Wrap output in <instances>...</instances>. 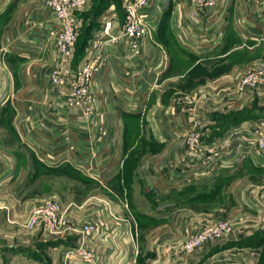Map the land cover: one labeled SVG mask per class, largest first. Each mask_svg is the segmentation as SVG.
I'll return each mask as SVG.
<instances>
[{
  "label": "crops",
  "instance_id": "crops-1",
  "mask_svg": "<svg viewBox=\"0 0 264 264\" xmlns=\"http://www.w3.org/2000/svg\"><path fill=\"white\" fill-rule=\"evenodd\" d=\"M87 1L84 14L94 4H107L104 12L114 0ZM224 1L226 15L220 16L222 22L214 26L209 24L212 11L199 13L196 20H189L187 14L193 8L185 7L186 0H170L166 16L171 34L194 53V66L218 59L228 66L223 75L235 80L243 66L264 62V3ZM52 17L44 7V0L0 1V121L8 113L14 115L13 127L42 167L59 173H64L63 168H74L80 176L96 180L105 190L101 189L104 192L101 199L90 198L70 206V225L65 236L47 240L43 235L29 233L26 235L30 237L20 242L19 249L9 244L0 245L3 247L0 264H62L66 248L80 242L96 251L97 264H232L234 261L257 264L260 261L257 255L264 245L246 249L238 245L264 234V180L261 179L264 178V159L252 151L243 156L240 151L244 146L239 141L248 134L255 120L264 119V93H259V115H256V110L248 108L250 102L246 103L245 94L234 96L232 85L215 91L210 81L205 80L194 84L186 93L180 89L174 91L172 83L185 77V73L174 75L176 73L171 72L174 60L187 58L182 52H176L174 59V55L154 41L146 51L161 49L167 56L168 67L161 85L150 95L144 114L125 113L116 104L111 93L116 79L105 81L95 89L106 95L105 120L109 137L104 145L110 146L111 138H116V157H102L98 172L92 171L94 177L70 163L46 166L29 147L27 140L32 136L29 134L34 131L45 138L57 136L70 114L65 104L67 90L50 88V73L60 67L54 39L49 38L41 50L27 46V42L23 48L34 52L28 56L11 55L7 46L13 41L26 43L25 36L32 29L38 35L47 34V24ZM157 35L158 32L154 40ZM235 51L241 54L238 60L230 58ZM83 60L84 57L75 65L69 62L61 70L69 78L79 70ZM178 95L195 103L183 109L174 100ZM245 106L255 116L236 125L226 122L235 114L246 113ZM97 107L100 111L99 103ZM120 114L124 119L122 124ZM75 118L86 139L89 134L96 136V122L73 111ZM127 120L135 122L131 125L132 133ZM187 121L199 124L201 144L195 152H189L183 142L173 138L174 129H181ZM233 132L236 137L230 139ZM208 150L219 153L218 161L208 164L203 159L204 155H210ZM229 150L231 155L226 153ZM133 179L145 185L150 204L147 213L138 207L132 209L131 205H123L118 199V194H127V190L133 192V185H124L126 180ZM115 182L117 186L118 182L123 183L116 192L104 185ZM239 184L242 185L236 189ZM226 210L232 212L224 218L232 225L227 242L203 246L193 254L186 253L183 244L189 236L204 226V221L211 223L221 219L219 213ZM88 223L95 225L98 231L91 239L77 231Z\"/></svg>",
  "mask_w": 264,
  "mask_h": 264
},
{
  "label": "built area",
  "instance_id": "built-area-1",
  "mask_svg": "<svg viewBox=\"0 0 264 264\" xmlns=\"http://www.w3.org/2000/svg\"><path fill=\"white\" fill-rule=\"evenodd\" d=\"M252 1L256 5L264 3V0ZM168 2L169 0H121L124 20L118 21L114 10L101 18L102 26L92 31L78 72L70 79L60 67L50 73L49 80L52 85L68 89L65 104L70 114L66 116L65 127L57 136L45 138L34 131L29 134L32 136L27 143L43 164L58 167L70 163L86 175L94 177L92 171L98 172L99 160L102 157H116V138H111L110 146L104 145L109 137V126L105 120L106 95L95 89L105 81L116 79L112 82L111 91L116 104L125 113H145L150 95L158 88L168 67L167 56L161 49L146 51V47L154 42V34L160 19L168 10ZM221 2L222 0H187L188 5L193 8L188 14V19L194 21L199 13L212 11V22L221 21L220 16L226 15V10L221 9ZM83 5L84 0H47V8L53 16L47 24V34L38 35L36 30H29L25 36L26 43L10 42L7 46L8 53L28 56L34 52L24 49V44L28 42L27 46L41 50L45 42L53 38L60 63L68 64L74 55L79 33L75 10ZM262 85L264 68L256 66L246 72L243 80L234 85V89L236 92L256 90ZM98 103L101 106L100 111L96 108ZM73 111L96 122V136L89 134L86 139L82 135L80 123L76 118L73 119ZM182 128L186 135L185 146L189 152H195L201 144V133L196 125ZM235 137L236 133L233 132L230 139ZM239 144L244 146L240 151L243 156L252 151L264 159V119L255 120ZM208 152L210 155L203 156L208 164L218 161L219 153L213 150ZM226 153L232 154L230 150ZM67 216V209L58 201L38 204L30 208L26 227L30 231H38L50 237H62L69 230L70 222ZM8 220L10 221L9 218ZM231 229V224L225 220L202 228L189 238L183 250L188 254L193 253L202 245L226 236ZM77 231L88 239L98 234L97 227L90 223ZM62 264H97L96 251L80 242L66 248ZM232 264L246 263L234 261Z\"/></svg>",
  "mask_w": 264,
  "mask_h": 264
},
{
  "label": "rangeland",
  "instance_id": "rangeland-1",
  "mask_svg": "<svg viewBox=\"0 0 264 264\" xmlns=\"http://www.w3.org/2000/svg\"><path fill=\"white\" fill-rule=\"evenodd\" d=\"M221 3H222L220 4L221 9L223 8L227 10L226 2L222 0ZM188 6L189 5L186 0L185 7L187 8ZM44 7L48 10L47 0H44ZM86 7H88V1L84 0V5L81 8L75 10V15L79 22V28H78L79 33L75 44L74 55L69 61V62L73 61L74 65L78 63L80 60H82V58L84 57L83 54L85 53V46L87 45L86 43H88L87 41L91 37L92 31L97 30L102 26L101 18H103V16H107L111 14L112 12L111 10H114L118 21L122 22L125 16L122 8L121 0H114L112 2V5L109 6V8L106 11H104L99 18H97L95 14H98L100 10L106 9L107 4H94L92 8L84 14V9ZM169 10H170V0L168 2L167 12L160 19L159 26L161 25V27L160 29H158L159 27L156 29L155 33L158 32V35L155 37L156 40L154 41L155 43H159V46L161 48L163 47L164 49L169 51L170 54H172V56L174 55V59H176L175 57L176 52H182L185 58H187V60H180V59L174 60L173 63L174 66L171 72L173 74L176 73L174 75H177L178 73H185V77L183 79H178V82L172 83L171 87L173 89L175 88L174 91L176 90L179 91L180 89L184 91L183 93H186L185 91L188 92V89L193 87L194 84L201 83L205 80L210 81L209 85L212 88L214 87L213 89L215 91L224 90L226 86L229 88V86L232 85V88L231 87L230 88L234 92V96L245 94L246 96H244V98H247V100L245 99L246 103L250 102L249 103L250 105H248L249 107L245 106V108H243V111L244 112L247 111V113H253L251 111L256 110V115H259L257 114L259 113L257 111L258 110L257 101L259 98V93H264V85L260 86L256 90L248 89L239 92H236V90L234 89V85L236 83L239 84L243 80L244 75L248 70L256 66H262L264 68V62L255 61L248 63L246 66H243L240 75L237 78H234L235 80H229L226 76L223 75V73L228 70V66L226 64H223V62L218 61V59L194 66L193 64L194 53L190 52L182 44V42L178 38H176V36H173L171 34L170 29H168V25H169L168 16L166 15H169L168 14ZM220 23H221L220 21L212 22V19L210 18L209 24H213L214 26L215 24H220ZM237 52L238 51L231 53L230 58L232 60H235V58L238 60V58L241 56V54L239 55V53ZM57 55H58V59H60L58 52ZM225 59L226 58H224V60ZM58 65L60 66V68L65 66L60 63V60L58 62ZM77 72L78 71H76L68 79L72 78ZM50 85H51L50 88H53L56 91L66 89L67 92L65 93L68 94V89L65 88L64 86L57 87L52 85L51 82ZM158 85L160 86L161 84L159 83ZM180 97H184V95H178L175 97L174 100L176 101V104L178 106H181V108L183 109H185V107L192 106L195 103L193 101L189 102L190 98L186 100ZM249 99L250 101H248ZM246 107L250 108L251 111H249ZM189 111L194 112V109L192 110L190 109ZM122 117L123 116L120 114L119 121L121 124L124 121ZM222 117L223 120L226 119V117L224 116ZM13 122H14V115L12 113H8L7 116L5 115V117L0 121V245L9 244L15 246L16 247L15 250H16L20 248L19 245L22 240H25V238L30 237L29 235H26L29 233L34 234L35 236L43 235L46 237L47 240L50 239L52 240V238H55L44 235L43 233L38 231H30L27 229L26 223L29 217V210L33 206L38 204H44L46 202L58 201L64 206L65 209H67V215H68L71 205L82 203V201L88 200L90 198L101 199V197H103L104 192L101 190L103 189L101 184H99L96 180L83 178L76 172L74 168L71 167L63 168L62 171H64V173H59L57 171H52L53 169H48L45 166L42 167L41 164L38 163L37 160L35 159V154L24 145L23 141L19 136V133L13 127ZM126 123L130 129L129 131H131L132 133L134 127L131 125L135 124V122L131 120H127ZM195 125L197 126V129L200 133L198 122L187 121V123L184 124L185 127H195ZM182 129L183 128L178 130L174 129L175 137L173 138L178 142L179 141L183 142L185 146L186 135L185 133H183ZM68 170H75V171H68ZM261 179L264 180V178ZM118 183H119L118 186H117V182L113 183L112 185L111 184L110 185L104 184V185L107 186L112 192H116L119 190L120 186L123 185V183L122 184L120 182ZM124 185L126 186L133 185L135 189L133 190L132 193L131 191L127 190V194L124 195L118 194L119 195L118 199L123 202V205L124 204H128L129 206L131 205L132 209L138 207L147 213L148 212L147 209L150 207V204L148 203L149 199H147L148 194L146 192L145 185L141 184V181L138 179L126 180ZM241 185L242 184H239L236 187V189H239ZM111 196L113 198H116L113 194H111ZM65 203L68 205H65ZM231 213L232 212L226 210L220 212L219 215L220 217H222L221 218L223 219L222 221H224V218L230 215ZM67 217H69V215ZM8 218L10 219V221L8 220ZM221 219L218 218L216 221H213L211 223L210 220H206L204 221V223L206 224H204V226H202L199 230L208 227L212 224H215L216 222L221 221ZM23 232L25 233V235L23 234ZM229 234L218 240H215L214 242L204 244L200 248L207 245L209 246L213 243H214L213 245L221 242L222 244H225L227 242V239L229 238L227 237L229 236ZM191 236L192 235H190L189 238ZM258 237L260 238V240H264V234H259ZM189 238L183 244V247L185 246ZM246 244H247L246 242L245 243L242 242L238 246L240 248H245V249L247 247H250L249 244L248 245ZM261 245H264V242ZM198 249L199 248H197L194 252H196ZM257 256L260 258V261L257 264H263L264 247L263 250L261 251V254ZM9 257L10 255H8V258Z\"/></svg>",
  "mask_w": 264,
  "mask_h": 264
},
{
  "label": "trees",
  "instance_id": "trees-1",
  "mask_svg": "<svg viewBox=\"0 0 264 264\" xmlns=\"http://www.w3.org/2000/svg\"><path fill=\"white\" fill-rule=\"evenodd\" d=\"M99 11V10H98ZM97 13V12H96ZM102 13H103V10H100L99 12H98V14H95L96 16H97V18H99L101 15H102ZM90 39V38H89ZM89 39H88V41H89ZM87 41V42H88ZM86 44H88V43H86ZM87 46V45H86ZM86 46H85V48H86ZM253 116H255L253 113H238V114H235V115H233L231 118H230V120H226V122L229 124V122H231V123H233V124H238V123H240V122H242L243 120H245V119H248V118H251V117H253ZM230 123V124H231ZM247 244L246 245H250V247H258L259 245H261L263 242H264V240H260V238L259 237H255L254 239H250V240H247V241H245ZM244 242V243H245Z\"/></svg>",
  "mask_w": 264,
  "mask_h": 264
},
{
  "label": "water",
  "instance_id": "water-1",
  "mask_svg": "<svg viewBox=\"0 0 264 264\" xmlns=\"http://www.w3.org/2000/svg\"><path fill=\"white\" fill-rule=\"evenodd\" d=\"M2 249H3V248H2V247H0V251H2Z\"/></svg>",
  "mask_w": 264,
  "mask_h": 264
}]
</instances>
